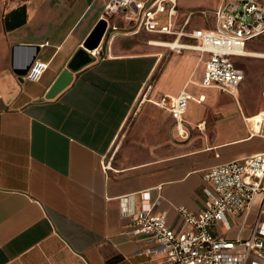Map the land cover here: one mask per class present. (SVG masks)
Returning <instances> with one entry per match:
<instances>
[{"label": "crops", "instance_id": "obj_1", "mask_svg": "<svg viewBox=\"0 0 264 264\" xmlns=\"http://www.w3.org/2000/svg\"><path fill=\"white\" fill-rule=\"evenodd\" d=\"M110 1L0 0V264H160L155 243L132 233L136 213L164 211L179 230L180 207L205 208L211 167L264 151V34L233 57L245 74L236 96L202 86L209 53L170 47L194 39L131 23L47 98ZM228 1L178 0L175 32L215 29ZM32 57L47 64L38 81L25 77ZM182 90L193 97L186 139L153 102ZM263 207L259 195L229 214L225 237L250 238ZM260 259L252 251L243 264Z\"/></svg>", "mask_w": 264, "mask_h": 264}, {"label": "built area", "instance_id": "obj_2", "mask_svg": "<svg viewBox=\"0 0 264 264\" xmlns=\"http://www.w3.org/2000/svg\"><path fill=\"white\" fill-rule=\"evenodd\" d=\"M177 3L178 0H111L102 17L107 22L105 35L109 30L111 33L118 31L121 24L131 23L138 30L175 34L178 40L185 34L195 42L174 43L170 47L176 51L187 48L209 53L202 86L215 87L236 96L245 74L233 57L249 54L246 49L248 41L264 34V0L228 1L215 12L218 22L215 29L179 33L173 28ZM163 15L165 21L161 20ZM46 67V63L35 61L25 77L38 81ZM192 98L188 91L182 90L178 95L164 94L153 101L171 113L178 134L184 139L189 137L185 114ZM258 135L264 137V121ZM204 180L208 185L205 188V208L199 213L185 207L179 209L185 227L176 230L169 226L166 212L143 208L136 213L133 235L136 238L145 236L155 243L149 251L164 256L160 264H243L252 251L261 256L254 264H264V207L250 238L231 240L225 237L230 229L228 215H241L251 208L257 196L264 198V151L242 161L211 167ZM123 213L128 214L127 206ZM238 244L245 246V253L234 251Z\"/></svg>", "mask_w": 264, "mask_h": 264}, {"label": "water", "instance_id": "obj_3", "mask_svg": "<svg viewBox=\"0 0 264 264\" xmlns=\"http://www.w3.org/2000/svg\"><path fill=\"white\" fill-rule=\"evenodd\" d=\"M106 27V20L101 19L88 39L85 41L83 47L77 50V52L69 61L67 68L60 73L56 81L53 83L46 94L47 98H53L58 92L64 89L71 82L74 72L95 60V56L91 52L100 46L105 35ZM35 60V57H32L26 66L25 74L30 69Z\"/></svg>", "mask_w": 264, "mask_h": 264}, {"label": "rangeland", "instance_id": "obj_4", "mask_svg": "<svg viewBox=\"0 0 264 264\" xmlns=\"http://www.w3.org/2000/svg\"><path fill=\"white\" fill-rule=\"evenodd\" d=\"M251 59H253V58H251ZM255 59V58H254ZM249 60H250V58H249ZM244 64H246V63H244ZM243 66V65H242ZM244 67H245V65H244Z\"/></svg>", "mask_w": 264, "mask_h": 264}]
</instances>
